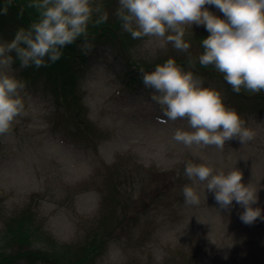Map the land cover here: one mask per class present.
Returning a JSON list of instances; mask_svg holds the SVG:
<instances>
[{
  "label": "rangeland",
  "instance_id": "rangeland-1",
  "mask_svg": "<svg viewBox=\"0 0 264 264\" xmlns=\"http://www.w3.org/2000/svg\"><path fill=\"white\" fill-rule=\"evenodd\" d=\"M206 7L223 18L215 6ZM185 27L188 52L171 43L161 48L154 38L133 39L123 28L130 39L127 56L112 42L87 40L92 48L76 89L84 122L56 107L39 82L25 87V114L0 136L1 250H9L4 237L9 221L30 211L32 249L39 254L75 250L104 236L101 251L87 264H264V218L243 223L244 209L235 201L230 210L221 209L204 183L193 185L199 205L186 204L182 195L183 186L192 184L186 163H200L203 155L217 171L239 169L245 184L260 189L253 207L264 210V110L237 111L255 133L244 144L233 139L223 150L186 147L172 137L178 128L190 130L187 121L158 120L162 109L151 99L153 90L142 77L129 83L139 67L150 72L165 59H197L203 48L195 39L206 35L205 27ZM10 71L21 79L12 65ZM202 79L205 87L222 92L228 107L235 104L220 76ZM25 258L15 263L31 264Z\"/></svg>",
  "mask_w": 264,
  "mask_h": 264
},
{
  "label": "clouds",
  "instance_id": "clouds-1",
  "mask_svg": "<svg viewBox=\"0 0 264 264\" xmlns=\"http://www.w3.org/2000/svg\"><path fill=\"white\" fill-rule=\"evenodd\" d=\"M12 0H7L0 14H7ZM215 6L223 18L209 11ZM27 7L38 12V19L27 28H19L10 42H0V136L9 134L18 117L25 114L22 93L25 81L10 71L12 53L22 68L48 66L62 56V49L83 37L82 51L87 54L90 24L100 25L108 13L94 0H30ZM23 14V8H21ZM96 19L93 21V16ZM116 17L133 39L154 38L161 48L171 43L179 52H188L186 27L204 26L209 35L202 39L203 52L187 61L188 68L197 63L211 66L223 74L224 80L236 93L264 91V0H118ZM146 88L153 90L151 99L162 109V122L186 120L188 129L178 128L172 139L186 147L215 146L223 150L227 141L238 139L242 144L254 138L235 108L224 103L223 94L205 87L202 77L169 58L155 69H139ZM200 163L188 161L185 176L192 182L184 185L182 195L188 205H199L201 195L193 186L206 184L214 193L221 209L230 210L233 201L244 211L240 219L252 224L262 217L258 203L259 188L243 182V173L233 168L219 170L199 155Z\"/></svg>",
  "mask_w": 264,
  "mask_h": 264
},
{
  "label": "trees",
  "instance_id": "trees-1",
  "mask_svg": "<svg viewBox=\"0 0 264 264\" xmlns=\"http://www.w3.org/2000/svg\"><path fill=\"white\" fill-rule=\"evenodd\" d=\"M115 1L118 0H101L100 4H98L102 6L103 11L108 13V20L100 25L94 26L90 24L88 27L87 40H107L112 42L121 54L126 55L130 47L129 34L122 32V22L115 15L116 9L118 8V4ZM6 2L7 0H0V9L3 8ZM29 2L30 0H12L7 14H0V33L5 35L7 42H10L14 38L19 28H27L38 19L37 10L27 7ZM21 8H23V14H21ZM95 19L96 14L93 16V21ZM204 32H206V35L202 37L199 34L198 38L195 39L196 41H200L201 44L202 39L209 35L206 29ZM84 41L83 37L78 38L76 42L62 49V56L58 61L54 63L49 62L48 66H42L40 68H36L35 66L22 68L20 61L15 58V53H12L14 57L12 66L19 70L18 75L21 77V80L25 81L26 88L29 89L33 83L39 82L42 89L55 98L56 107L64 110V112H67L70 116L79 121H82V117L79 115V113L82 112V106L76 89L78 87L82 63L85 60V52L82 51V46H80ZM189 56L174 58V60L177 64L186 67V70H192L196 75H200L201 77L212 74L220 76L232 92V94H229V99H235V104H233L231 108H235L237 111L245 108L260 111L264 110V91L252 93L242 89L240 93H236L224 80L223 74L219 73L211 66L204 68L197 60L195 68L189 69L187 64ZM191 58L196 59L192 56ZM166 60L167 59L161 61L162 63L159 64H163ZM140 68L143 67H139V69ZM133 71L134 70L130 71L129 75H131ZM140 77V72L137 76L128 77L129 83L137 82ZM238 100H240V102ZM24 212L25 213L20 214L19 217H13L6 226L7 230H5L4 237H6L5 243L9 246V250L0 249V264H16L15 260L19 257H26L25 259L29 260L31 264H34L35 260H45L53 264H87L101 251V240L105 238L104 236L100 241L98 240L99 238L95 237L91 244H87L86 242L83 246L79 245L74 248L75 250L67 247L65 250L46 251L41 249L40 251L39 249L40 254L39 252L35 253L32 249L33 245L31 244L32 234H34V226L32 227L33 220L30 215L31 212ZM49 248L52 249L53 247Z\"/></svg>",
  "mask_w": 264,
  "mask_h": 264
}]
</instances>
